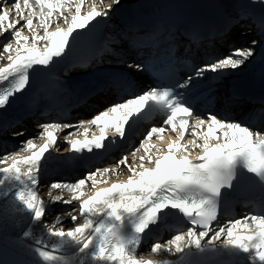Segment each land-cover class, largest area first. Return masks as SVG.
Instances as JSON below:
<instances>
[{"label": "snow or ice", "instance_id": "obj_1", "mask_svg": "<svg viewBox=\"0 0 264 264\" xmlns=\"http://www.w3.org/2000/svg\"><path fill=\"white\" fill-rule=\"evenodd\" d=\"M260 2L264 4V0ZM119 3L120 0H0V110L30 86L31 70L51 66L65 55L70 41L98 18L108 19ZM257 43L252 40L248 47L234 48L223 57L195 65L182 81L151 86L98 111L90 120L40 124L41 131L21 141L17 151L0 155V165H4L0 167V186H16L15 200L33 221L43 222L47 204L69 206L64 211L73 227L66 230L57 226L62 220L59 216L52 224H45L48 236L58 240L52 250L36 249L46 264H71L66 255L56 254L63 253L66 245L76 246L95 264H169L166 260L146 259L145 255L184 253L192 247L203 252L206 237L209 245L223 237L225 248L244 254L250 264H264V213L230 219L226 224L219 222L224 190L233 187L240 170L264 183V131L211 111L202 116L185 98L194 80L203 79L207 73L219 77L227 70L244 66L254 57ZM171 47L170 43L169 56ZM129 67L138 73L146 70L143 63ZM148 109L164 113L165 118L159 126L148 129L132 149V162L127 155L116 161L130 173L126 180L111 181L110 173L119 175L115 169L97 168L75 181L51 182L47 185L49 200L42 198V165L51 149H59L61 132L74 129L64 136L72 153H91L105 148L109 132L124 139ZM93 127L98 133L92 131ZM14 135L23 136L24 132ZM154 139L160 143H154ZM53 189L71 195H53ZM73 202H78L76 207H71ZM165 210L178 212L190 226L166 244L155 242L145 255H138L142 238L162 219Z\"/></svg>", "mask_w": 264, "mask_h": 264}, {"label": "bare ground", "instance_id": "obj_2", "mask_svg": "<svg viewBox=\"0 0 264 264\" xmlns=\"http://www.w3.org/2000/svg\"><path fill=\"white\" fill-rule=\"evenodd\" d=\"M129 1H133V0H120V3H122V2L125 3V2H129ZM106 2H107V0H106ZM112 12H113V10L110 12L109 16L112 14ZM177 20H178L177 17H173L174 22H176ZM247 23L248 24H243L242 27H240L241 29L235 28L234 33H235V31L237 32L239 29L241 30V33L237 38H233V39L228 40L229 41L228 47H231L230 50L237 48V47H248L251 45V41L255 39L256 28L254 27V25H252V23L250 21H247ZM112 27H114V23H112L111 28ZM176 27L177 28H176L175 32H177L179 30V27H181V26L177 25ZM206 42L211 44V45L213 44L212 39H207ZM200 50L204 51L203 49H200ZM218 53L222 54L223 51L219 50ZM0 66H3L2 63H0ZM236 71H239V69L227 70V76L224 78L225 79L231 78ZM224 78H221V79H224ZM219 82L221 84H226V80H220ZM95 102L98 105H101V107L97 110V112L105 110L106 107L101 104L100 100L97 99V100H95ZM11 107L13 109H15V111L7 113L6 116H11L12 120L7 121L2 126H0V130L7 125H9L7 130L11 129L10 124L12 123L13 119L21 116V111L26 108V104L24 102H21V103H16V104L12 105ZM19 107H22V110L17 111V109ZM83 108L84 107H82V110H83ZM88 109H89V107H88ZM88 109L83 110V112L85 113L86 111H88ZM97 112H94L92 115L85 113L84 116H89V117L87 119H84V120L85 121L90 120ZM1 116H2V113H0V117ZM6 119H7V117L5 118V120ZM36 120H38V119L29 118V119H26L25 122H23V121L17 122L16 128H19L21 131L24 132V135L21 137L22 140H26L30 137L35 136L38 133V131L41 130L39 125H36ZM48 122H53V119L51 117H49V118H47V121L44 123H48ZM25 124H28L30 127H24L23 125H25ZM74 124H78L77 121H74ZM153 124H154V126H159L161 123L158 121V122L153 123ZM69 131H74V129H67V130H64L63 132H61L59 134L60 147H59V149H57V148L51 149L50 150V156L54 155V154H62L69 149V146L64 143V136ZM92 131L97 132L98 129L93 127ZM8 136H11V137L15 136L16 137V135H14V134H10ZM2 140H3V138L0 135V144H1ZM153 142L156 144L160 143L158 140H155V139L153 140ZM36 143H41V141L37 140ZM15 145L17 146L18 143H16V141L13 139L8 140L5 143L6 148H12ZM1 148L2 147H0V149ZM127 149H128V151L123 153L122 156L127 155L129 162H132L133 157L131 156V152H132V149H134V147L133 146L127 147ZM142 154H143L142 152L137 153V157L139 155H142ZM193 154H195V153H193ZM122 156L118 157L117 160H119ZM116 161L113 164L107 165L109 167V169H115L116 172L119 173L118 176L115 174V172L110 173L111 181H116L117 179H119L121 181L126 180L127 176L130 173L127 171L126 168L118 166L116 164ZM82 171H81V173H82ZM79 178H81V174L78 178H75V179L70 178L72 180H67V181H75ZM42 189H43V185L40 184L39 191L42 194V198H43L44 196H43V193L41 192ZM15 190H16V186L14 184H7L6 183L5 186H0V245L9 247L12 250H15V251H18L20 253H24V254L30 256L29 258H31L32 262L35 264H46V262H44L42 260V258H40L38 256L36 249L39 247H43V248H45V250H52V245L58 243V240L55 243H50L47 241H43V239L41 237L36 238L32 235H30V236L24 235L25 232L31 233L30 226H31V223H34L35 221L32 220L31 214L29 212H27V210L24 209L23 205H21L18 201L15 200V197L13 195ZM85 190H87V189H85ZM52 191L54 194L59 192L58 190H54V189ZM59 195H63L65 198H69L71 194H69L67 192H64V193L59 192ZM45 198L47 199V196H45ZM77 203L78 202H73L71 207L77 206ZM67 207H69V206L63 205L59 210H64ZM238 213H239L240 217L245 216L244 212L240 211ZM76 214L78 215V213H76ZM60 217H62V220L57 226L64 227L66 230L68 228L73 227V226H71L72 222L70 221L68 213L66 211H64V213L61 214ZM47 219L52 221V220H54V216L52 214H48ZM227 222H228V220H224V221H221L220 224H226ZM36 224L40 225V223H37V222H36ZM162 228H163V226L154 230V231L148 232L142 238V247L145 245L148 246V244L152 241L161 240L168 233L176 231L174 229L163 230ZM161 230H163V233L161 235H158ZM38 240L41 241L42 243L37 244ZM202 245L204 246V251H208L213 246V245L208 244V238L207 237L202 241ZM214 245H216V246L217 245H223V237L220 240L214 242ZM138 251H139V248H138ZM202 253L203 252L199 251L195 247H192L191 249H185L184 253H175V252L168 253L165 251V252L160 253V254L152 253L150 255H145L143 253L138 252V255H145L146 259H153V260H159V261H165L166 260L169 262V264H187L193 260L198 259ZM56 254L57 255H60V254L66 255L70 259L71 264H95V262H93L90 257L84 256L83 254H80L77 251L76 246H74V245H66L65 251L63 253H56Z\"/></svg>", "mask_w": 264, "mask_h": 264}, {"label": "rangeland", "instance_id": "obj_3", "mask_svg": "<svg viewBox=\"0 0 264 264\" xmlns=\"http://www.w3.org/2000/svg\"><path fill=\"white\" fill-rule=\"evenodd\" d=\"M240 31L239 32H237V34H236V36H235V38H237L239 35H240ZM75 120H79V119H74L73 121H75ZM40 124H42V122L41 121H37L36 122V125H40ZM25 127H30L28 124H25L24 125ZM21 130L19 129V128H14V129H11V130H8L7 132H3L2 134L4 135V136H7L6 138H4L2 141H1V144H0V147H2L1 149H0V155H3L5 152H7V153H12V152H14V151H17L18 149H19V146H20V142L21 141H24V140H22L21 139V137L22 136H14V137H11V136H8V135H10V134H14V133H17V132H20ZM39 131H41V130H39ZM38 131V132H39ZM15 140L16 141V143H18V145L16 146H13L12 148H6V146H5V143L8 141V140ZM135 147H137V146H135ZM128 151V150H127ZM127 151H125V152H127ZM115 161H112V162H107V163H105V164H103V165H100V166H98V167H96V168H93V169H91V170H95V169H97V168H105V167H107V168H109L107 165L108 164H113ZM3 165H0V167H2ZM91 170H89V171H91ZM86 172H88V171H86ZM86 172H84V173H82L81 174V177H83L84 176V174L86 173ZM80 176V175H79ZM53 181H60V180H52V181H45L43 184H41V185H43V189L41 190V192L43 193V199L45 200V201H48L49 200V191H50V189L47 187V185H49L51 182H53ZM59 191V190H58ZM51 192H52V194L53 195H59V192H57V193H53V191L51 190ZM45 196H47V199L45 198ZM63 206V204H47L46 205V208H48V209H46V212H47V215H46V217L44 218V220H43V222H40V225H37L36 224V222H34V223H31V226H30V229H31V235L32 236H34V237H36V238H38V237H41L42 239H43V241H47V242H50V243H55L56 241H57V238H55V237H50V236H48V234H47V232H46V230H45V224H48V225H50V224H52L54 221H55V218L56 217H60V215L61 214H63L64 213V210H59L61 207ZM76 207V206H75ZM55 210V211H54ZM48 214H52L53 216H54V220H48L47 219V216H48ZM236 218H239L238 216L237 217H235V218H233V219H236ZM71 226H73V224H71ZM187 229H185V230H182V231H186ZM182 231H173V232H170V233H168L165 237H163L161 240H158V241H152V242H150L149 244H148V246L147 245H145V246H141V248H139V253H143V254H146L147 253V251H148V249L151 247V245L153 244V243H155V242H160V243H163V244H165L169 239H171L175 234H178V233H180V232H182ZM147 255H150V254H147Z\"/></svg>", "mask_w": 264, "mask_h": 264}]
</instances>
